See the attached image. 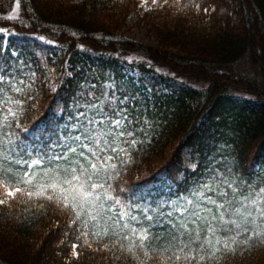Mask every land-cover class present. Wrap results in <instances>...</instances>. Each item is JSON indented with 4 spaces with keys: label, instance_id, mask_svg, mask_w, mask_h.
<instances>
[{
    "label": "trees",
    "instance_id": "1",
    "mask_svg": "<svg viewBox=\"0 0 264 264\" xmlns=\"http://www.w3.org/2000/svg\"><path fill=\"white\" fill-rule=\"evenodd\" d=\"M140 2L20 0L18 19L9 20L16 0H0V27L17 33L0 34L2 51L10 55L13 45L25 42L22 59L36 61L45 75L64 73L59 95L65 106L85 75L94 76L93 82L111 76L146 101L158 127L121 183H148L153 200L168 198L170 189L184 190L209 158L238 161L246 173L264 169V81L255 74L264 77V0H199V13L194 7L176 12L154 6L141 21L155 46L116 36ZM40 35L57 43L32 39ZM245 58L251 75L233 70ZM55 95L45 86L25 124L51 118ZM193 163L199 165L195 171ZM22 209L0 206V264H106L100 253L79 246L78 233L68 230L54 205ZM73 243L78 256L72 255ZM233 264H264V247L237 255Z\"/></svg>",
    "mask_w": 264,
    "mask_h": 264
},
{
    "label": "snow or ice",
    "instance_id": "2",
    "mask_svg": "<svg viewBox=\"0 0 264 264\" xmlns=\"http://www.w3.org/2000/svg\"><path fill=\"white\" fill-rule=\"evenodd\" d=\"M152 3L201 10L199 0ZM19 8L16 0L9 20L18 19ZM0 34L17 35L5 27ZM24 43L8 55L0 42V206L54 205L78 233L79 246L100 253L106 264H233L237 255L264 247V169L246 173L238 161L209 158L184 190L153 200L148 183H121L158 127L147 102L111 76L93 82L85 75L65 106L59 95L65 74L40 73V64L22 59ZM45 86L56 93L51 118L26 125ZM71 247L78 256V245Z\"/></svg>",
    "mask_w": 264,
    "mask_h": 264
},
{
    "label": "rangeland",
    "instance_id": "3",
    "mask_svg": "<svg viewBox=\"0 0 264 264\" xmlns=\"http://www.w3.org/2000/svg\"><path fill=\"white\" fill-rule=\"evenodd\" d=\"M154 6L156 5H153L152 0H141L138 7L126 18L124 26L121 28V30L116 33L117 38L129 40L131 42H135L144 46H155L157 44L155 36L149 31V28L147 26H144L143 21H141V18L145 11ZM135 58L144 59V57L140 54H135ZM233 70L237 74L244 75H248V72L250 73L249 75H251L253 72L249 69V60L247 58L236 63L233 66ZM128 71L129 75L137 77L136 71ZM255 74H257L256 78L258 81H264V77H258L260 73L256 72ZM251 95L252 94H250V96Z\"/></svg>",
    "mask_w": 264,
    "mask_h": 264
}]
</instances>
